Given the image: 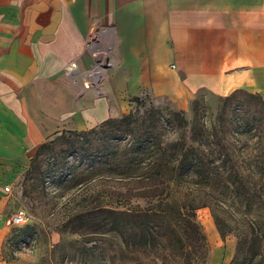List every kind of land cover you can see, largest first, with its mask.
<instances>
[{
  "label": "crops",
  "instance_id": "0c3cea01",
  "mask_svg": "<svg viewBox=\"0 0 264 264\" xmlns=\"http://www.w3.org/2000/svg\"><path fill=\"white\" fill-rule=\"evenodd\" d=\"M89 44L109 60L95 87ZM201 89L264 99V0H0V250L6 187L43 144L120 117L133 96L186 109ZM208 237L221 264L229 247Z\"/></svg>",
  "mask_w": 264,
  "mask_h": 264
},
{
  "label": "trees",
  "instance_id": "16d2710c",
  "mask_svg": "<svg viewBox=\"0 0 264 264\" xmlns=\"http://www.w3.org/2000/svg\"><path fill=\"white\" fill-rule=\"evenodd\" d=\"M109 123L125 127L133 137L107 154L110 173L142 187L135 204L126 196L104 210L106 232L119 238V249L173 264L204 263L207 242L196 210L214 201L225 206L239 200L247 205L246 235L237 243L234 263L264 264V99L259 94L232 91L222 97L212 120L188 121L183 110L168 118L157 110L138 116L130 111L67 134L89 142L86 137Z\"/></svg>",
  "mask_w": 264,
  "mask_h": 264
},
{
  "label": "rangeland",
  "instance_id": "374dc122",
  "mask_svg": "<svg viewBox=\"0 0 264 264\" xmlns=\"http://www.w3.org/2000/svg\"><path fill=\"white\" fill-rule=\"evenodd\" d=\"M99 59L109 61L106 53ZM222 97L201 89L186 109H178L170 100L153 98L146 92L133 96L131 108L124 114L132 111L138 116L157 110L168 118L183 110L188 121L201 117L212 120L219 113ZM252 108L256 109L254 105ZM168 126L163 122L164 132L170 130ZM86 138L90 141L80 142L66 133L58 135L39 150L13 185L6 187L14 209L7 211L4 223L0 250L3 264H173L152 255L122 251L118 248L119 238L106 232L104 210L124 202L126 196L135 204L134 195L142 190L133 180L117 179L106 163L111 149L132 140L129 131L109 123L98 135ZM255 141L254 136L249 144ZM17 208L25 209L29 218L27 223L11 226L6 220ZM246 209L244 201L233 200L225 206L214 201L196 210V221L207 242L206 260L197 264H208L210 227L224 242L225 250H230L229 258L224 256L221 264H235L237 243L246 235ZM249 214L252 219L255 212Z\"/></svg>",
  "mask_w": 264,
  "mask_h": 264
},
{
  "label": "built area",
  "instance_id": "2783aa9c",
  "mask_svg": "<svg viewBox=\"0 0 264 264\" xmlns=\"http://www.w3.org/2000/svg\"><path fill=\"white\" fill-rule=\"evenodd\" d=\"M89 49H92V57L94 60V64L88 70L87 75L89 76V83L88 85L95 84L99 79L103 72V62L100 58L102 52L99 50H95V48L92 45H88ZM76 65L75 63H71L68 67V73H71L73 70H75ZM99 77V78H98ZM98 78V79H97ZM28 214L25 209L23 208H17L14 212H12L9 217L6 220V223L11 226H20L24 223H27L28 221Z\"/></svg>",
  "mask_w": 264,
  "mask_h": 264
}]
</instances>
